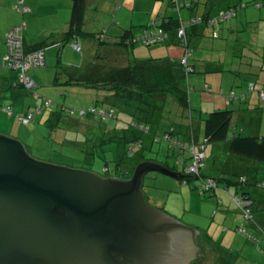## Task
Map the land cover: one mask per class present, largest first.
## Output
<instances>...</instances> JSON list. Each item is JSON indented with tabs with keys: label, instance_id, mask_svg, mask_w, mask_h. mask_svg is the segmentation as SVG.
<instances>
[{
	"label": "rangeland",
	"instance_id": "1",
	"mask_svg": "<svg viewBox=\"0 0 264 264\" xmlns=\"http://www.w3.org/2000/svg\"><path fill=\"white\" fill-rule=\"evenodd\" d=\"M207 1L208 12H210L212 16L219 12L221 6L226 8L230 6L228 4L233 1L242 2V4L247 5L245 9L239 10L238 12L241 13L239 18L247 17V20H244L245 27L239 29L237 35L241 36L238 39H241L239 43L242 46H248L247 49L250 48L252 50H254L256 46L260 51V53L258 52V61L260 62L259 71L262 73L264 71V55L261 46L264 45V43L256 44L254 35L264 34V28L257 27V25L263 22L258 20V13L255 10L258 6L264 5V0ZM258 1H261L262 4H257ZM237 6L239 5H236L234 8H237ZM262 11L264 14V7ZM20 15L22 16V14ZM92 16H95V14H92ZM135 17V22H139L138 20H140L143 15H136ZM261 18L264 20V15ZM234 19L235 18L226 25L233 24ZM256 20L257 22H255ZM93 21L95 25H106L104 28H107L111 26L114 19L113 16L108 15V13L99 12V14L93 18ZM219 41L218 39L213 40L208 37L204 39L203 43L200 42V45L191 43V50L194 52L193 57L197 59L202 58L203 61H208L211 64L217 65L219 63L220 54L218 51H212L210 47L213 44L217 45ZM235 44V42H232L231 45ZM137 45L143 44L137 43ZM5 51L6 53L8 52L7 46ZM232 52L233 50H230L228 53L232 54ZM221 54L225 55V52L222 51ZM0 58H2V56H0ZM221 59L224 60V58ZM227 60L234 65V63H239L238 60L241 62L244 59L238 51L235 59L228 58ZM244 63V67H246L247 61ZM226 64L221 63L218 65L225 68ZM198 74L203 76L202 72H198ZM193 76H195V74H193L192 77ZM248 77L243 78L247 81L249 79ZM253 81L261 82L262 84L264 78H259L258 81L253 79ZM191 85L193 86L194 84L192 83ZM196 91L197 92H193L191 96L192 113L189 112L190 114L187 115L193 117L194 126L197 129L199 126L202 128L200 136L201 142L203 143L205 141V137L203 136L204 121L208 117L210 111L203 113L201 111V106L208 105L210 106L209 108L212 107L216 109L215 111H226L231 109H227V106L224 107L223 105H219L217 101H210L206 98L205 92L201 91V89H197ZM19 92L20 95L13 99L12 92L8 91V95L6 96L7 100H5L6 104L9 102L12 104L15 102L17 104L18 102V104L21 103L19 108L26 109L30 107V111L34 113V121L30 122L28 125H23L19 119L20 112L17 111L18 109L14 111L13 116L5 112H0V134L20 141L28 154L37 161L73 169L85 168L101 177L114 176L112 172L117 168V161L125 157V141L133 137V130L129 127L131 122L130 117L123 115L121 117L110 118L103 122L96 119L95 114L91 112V108L95 105L94 93L84 92V90L80 88L74 90L67 89V91L62 92V95H60L55 88L47 85L43 93L41 88L38 89L37 94L40 96L39 98L35 95L33 96L32 91H28L24 88L19 89L18 94ZM196 94L197 97L194 96ZM199 96L204 97L206 104L199 101ZM226 96L227 93L225 94V99ZM47 100L50 101L48 106L45 105ZM152 100L153 98L146 99L147 102L154 103V108H157L155 110L158 111L156 114H159L160 117H154L153 123L149 124L148 127L151 134L157 132L158 130H154L157 128L163 130L169 129L170 127L168 128L166 122H173L172 117H161V112H159V110H162V104L159 101ZM226 101L227 104H229L227 99ZM62 106L69 108L68 112L71 110L74 114L76 113V116L49 117V114H47V109L49 107L50 109L48 111H54L58 110V108L61 109ZM167 106L170 109V107L174 105L168 104ZM3 108L7 107L3 106ZM40 110L41 112H39ZM42 111L45 112L46 115L42 114ZM256 119L257 118H255V120ZM74 120H79V123L73 122ZM185 121L190 123V117H186ZM199 121H201L202 125L198 124ZM250 121L251 120H248L246 123L241 121L238 124L239 133L241 129H244L246 130L244 133L245 136H253L247 133L250 129ZM259 123L260 122L256 121L254 124L255 126L253 125V128H257H254L255 131L258 130ZM244 124L247 125V129L244 127ZM187 125L188 124L184 123L183 129H186ZM232 125L233 127L236 125V115L233 117ZM104 127H116L118 130L112 131V133L110 132V135L109 131L102 130ZM262 127L263 129L261 131L258 133L256 132L257 136H264V121L262 122ZM114 134H117V136L115 137ZM110 136L114 138L111 139ZM86 140L90 142L85 143ZM92 143H94V145ZM144 143L145 146L140 150V155H136L134 159H138L140 156L142 158L144 157L143 159L146 161L148 159H155L163 165L167 163L169 166H176L177 171L173 172L183 174L185 165L177 164V158H173L175 153L168 149V144H165V142L154 143L151 147V140L148 136H144ZM208 145L213 147V152L211 158H209V160L205 159L203 162L201 174L218 181L219 189H217L216 192L223 194L226 202L231 206L232 213L227 214L228 217L231 216L229 220H222L220 218V213L216 217L219 209H221V203L219 200L217 201L215 194L211 196L212 192H207L205 195L201 193L200 188L196 187L203 186V181L201 179L192 178L190 182L182 184L180 180L174 177L151 172L145 176L143 181L142 191L144 196L147 198L151 208L162 211L171 217L183 220L189 227L208 228V232L211 228L209 234L212 237V247L206 244L203 245L202 238L196 239V244L200 248L201 244L204 249H201L198 253L202 254L199 256L200 258L192 259L189 264H223L226 260L231 261V259L236 257L239 258L238 264H264V256L261 257V254L258 255V252L250 247V243L255 246H260L262 238L264 237V234H258L254 224L263 218L261 226L264 227V188H255L257 183L264 184V162L231 153L226 141L210 142ZM227 155H233L234 157ZM127 162H129L128 159L126 160V163ZM147 162H151V160ZM240 163H242V165H240ZM189 164L190 162L187 163V165ZM124 166L126 165L124 164ZM124 166L123 168L125 169L126 167ZM240 167L242 170L239 169ZM105 169H109L111 175L105 174ZM184 175L187 176L185 171ZM241 177L245 178L248 183L238 188L236 184L239 183ZM227 181L231 182L229 190H225L228 183ZM236 190H238L239 194H236ZM244 191L251 194V199L254 202L253 212L248 216L240 210L238 204L234 201V197L243 195ZM213 203H215V207H212ZM236 210L238 211L237 213L234 212ZM238 213L240 215H238ZM238 229H245L258 240L254 241L248 236L239 233ZM224 235H226L227 238L224 244H222L221 238Z\"/></svg>",
	"mask_w": 264,
	"mask_h": 264
},
{
	"label": "crops",
	"instance_id": "2",
	"mask_svg": "<svg viewBox=\"0 0 264 264\" xmlns=\"http://www.w3.org/2000/svg\"><path fill=\"white\" fill-rule=\"evenodd\" d=\"M24 5L28 7L31 10L30 14H27L25 16H21L19 12L17 11V5L20 2V0H0V56H3L6 51V36L8 32L15 26L19 24H23V22L26 23V32H25V43L26 46L29 48L32 47H43V50L45 52V65L44 67L39 68H33L29 71L31 79L35 82L37 85V92L38 89H45L47 85H50L52 88H55L60 93V90L64 89V87L55 86V79L56 76L60 77V81L66 82L69 79V75H72L73 77H79L80 79L83 78V76H88L90 78H95L99 75H103L102 77H107L111 74V72L114 70V67H102L101 65H93L92 67H89L87 70H84V66L90 61L91 57L94 54V45L91 44L88 41H84L82 49L78 50L77 47H75L73 43V39H67L66 33L69 31L70 21L72 17V9H73V3L71 0H23ZM181 2H192V8L190 10L184 9L180 11V13L177 10H173L170 6L169 0H85V18H84V24H83V31L89 32V33H101L103 31L107 32L108 38L110 41H119L121 40L126 30L132 29L133 33L136 35H142L146 29L147 25L153 23L157 18L160 16H164L167 18H174L175 20H178L179 17H182V19L188 21L191 18H201L203 14L210 13L208 12V1L206 0H180ZM242 2L233 1L230 2V6L224 8V6H221V10H226L231 7H236V5H240ZM257 4H262L261 1H258ZM234 5V6H232ZM263 7L264 5L258 6L255 8V10L258 13V20L263 22L257 25L258 28H264V20L261 18L263 14ZM246 7L234 8L235 9V19L233 24L226 25L227 23H224L221 25L219 33L220 37L217 39L220 40L217 45H212L210 49L212 51H218L220 54L219 63H227L225 68H222L220 65L211 64L208 61H203V59H197L193 57L194 52L191 50V54L189 56V60L191 64L194 66L195 72L190 73L187 76V90L188 94L190 96L193 95L192 93H196L197 89H201V91L204 92L205 90V96L207 99L217 101L219 105H223L224 107H228L227 109H231L233 111L231 125H230V136H238V135H244L245 131L244 129L240 130L239 133V126L238 124L242 121L243 123L250 121V129L247 133H250L249 135L257 136L256 132L258 133L263 129L262 122L264 121V102L261 101L260 97H258V93L254 92L251 93L249 91V86L251 84L256 85V89L258 90H264V82L261 84V82H255L253 79H256L257 81L264 78V71L261 73L259 71V64L258 61V52L260 51L255 46L254 50L247 49L248 46H242L239 41H241L240 35H237V31L241 28H244V20H247L246 18H239L241 13H238L239 10H243ZM254 10V11H255ZM107 11V12H106ZM255 11V12H256ZM100 13H108V15H112L114 22L111 23V26L104 28L106 25H95L93 22V18L97 14ZM90 14V17H89ZM92 14H95V16H92ZM136 15H143V17L138 20L139 22H135V16ZM257 22V20L255 21ZM254 23V22H253ZM227 26V27H226ZM176 27V26H175ZM177 28V27H176ZM172 31L173 29H169ZM175 31H172L173 33L170 34L169 38L163 42V43H156L150 46H147L143 43V45H137L135 43L130 49H127L126 47L119 49V48H112L110 51L113 55H116L117 57L121 58H128V59H134L138 61H146L153 64H160L176 69H180L181 60L183 59L185 55V48L181 46L178 43V39L176 38ZM214 31H212L209 28L202 27V25L198 26L197 28H194L191 30V43H195L197 45H200V42L203 43L204 39L206 38H212L215 40L214 36H212ZM254 40L256 44L264 43V34L262 35H254ZM232 42H235V45H231ZM261 45V44H260ZM148 47V48H147ZM263 49V55H264V45L261 46ZM230 50H233L232 54H229ZM249 50V51H248ZM225 52V55L221 54V52ZM240 53L241 57L244 59L243 61H239V63L234 65L230 63L227 59H235L237 57V53ZM221 58H224L222 60ZM247 61V66L244 67V62ZM125 66L128 65V61H124L123 63ZM229 66V67H227ZM200 70V71H199ZM264 70V68H263ZM198 72H202L203 76L199 75ZM195 74V76L192 77V75ZM95 76V77H94ZM249 76V77H248ZM243 77H248L249 79L245 81ZM18 73L4 69L0 67V107H7L11 108L13 110V113L11 116L14 115V111H19L20 115H25L30 111V107L28 108H19V105L14 102L7 103L5 100H7L6 96L8 95V91L12 92V98L20 95V92L18 94L19 89L24 88L23 86H16V84L20 85L17 82ZM244 79V80H243ZM194 84L193 86L191 84ZM192 86V87H191ZM80 88L84 90V92H89L88 89L83 88L81 85H74L69 86L66 89H77ZM25 89V88H24ZM227 93L226 99L228 100L229 104H227V101L225 99V94ZM62 95V93H60ZM34 96V95H33ZM197 97V94L194 95ZM235 96V97H234ZM240 96H246V102L241 103L238 100V97ZM37 97L40 96L37 94ZM162 104V110H164V107L169 109L167 106L168 104H173V100H170L166 97H162V99H157ZM199 101H201L203 104H206L204 101V97L199 96ZM198 101V102H199ZM50 104V101H46V106ZM192 106V102H191ZM210 106H201V111L203 113H206L207 111H215L216 109H213ZM263 108V109H259ZM47 109V107H46ZM50 107L47 109V114H49V117H75L71 114L70 110L68 112L69 108H66L62 106V108H58V110L54 111H48ZM170 110H173V106L170 107ZM160 111V110H159ZM168 111V110H167ZM41 112V110L39 111ZM154 113V116L152 117V120L154 117H160L159 114ZM192 113V111H191ZM42 114H45V112L42 111ZM68 114V115H67ZM236 115V125L233 127V117ZM18 116V115H17ZM172 117V116H170ZM257 118L255 120V118ZM173 122H166L168 125V128H174L177 130V132H182L186 136L181 139L182 141H185L186 143H190L191 139H195L194 142L198 141L201 143V129L200 126L198 129L194 126V119L193 117H190V123H187L185 121L186 117H172ZM151 119V118H150ZM258 121L259 127L258 130L256 127L253 128V125L255 122ZM162 123V122H161ZM184 123L188 124L186 129H183ZM198 124H201V121L198 122ZM255 126V125H254ZM244 127L247 129V125L244 124ZM169 128V129H170ZM158 130L156 133L158 135L163 134L164 130L161 128H157ZM254 132V133H253ZM253 133V134H251ZM204 136V135H203ZM245 136V135H244ZM261 136V135H260ZM259 136V137H260ZM150 139V138H149ZM152 142V137L150 139ZM228 146L229 143L226 141ZM85 143H89L88 141ZM91 144V143H90ZM151 143V147H152ZM145 145V143H144ZM150 147V148H151ZM213 152V147L211 145L205 146L204 151V157L202 159V164L205 161V159L209 160L211 158ZM227 156H233V155H227ZM183 157V156H182ZM185 157H188L186 155ZM234 157V156H233ZM144 162V161H142ZM141 163V162H140ZM242 165V163H240ZM203 166V165H202ZM243 167V166H242ZM202 168V167H201ZM241 169V167L239 168ZM238 169V170H239ZM242 170V169H241ZM184 174V172H183ZM201 174V170H200ZM209 179H213L211 177L205 176ZM182 184L187 183L184 180H180ZM228 182V181H227ZM229 183V182H228ZM227 183V184H228ZM258 186H255L256 189H262L264 188V184L257 183ZM260 184V186H259ZM245 186V185H244ZM262 187V188H261ZM238 189V188H237ZM229 190V188H228ZM245 190V189H244ZM222 192V191H221ZM236 194L238 193V190H236ZM243 193L251 195L249 192L244 191ZM244 194V195H246ZM246 195V196H248ZM215 197L217 201L219 200L221 203V209H219L220 218L222 220H229L227 214L232 213L231 212V206L229 203L226 202L225 196L223 194H220L218 192L215 193ZM251 197V196H250ZM250 199V198H249ZM227 203V204H226ZM254 205V202L252 201L251 206ZM212 207H215V203L212 204ZM253 209V206H252ZM218 210V209H217ZM237 213L238 211H234ZM223 215V216H222ZM238 215H240L238 213ZM227 216V217H226ZM174 218V217H173ZM177 219V218H175ZM182 223L183 225L188 226L183 220L177 219ZM258 220L255 224V229L257 230L258 234H264V227L261 226V221ZM190 228L199 231V234H197L196 239L199 238L203 239V245L211 246L212 243V237L210 236L208 232V228H199L195 226H191ZM227 236L224 235L221 239V243L224 244V241L226 240ZM201 249L204 248L200 244ZM244 247V245H243ZM246 247V246H245ZM250 247L253 248L258 252V255L261 257L264 256V237L262 238L260 246L252 245L250 243ZM239 258H233L231 261L226 260L223 262V264H238ZM253 264V263H251Z\"/></svg>",
	"mask_w": 264,
	"mask_h": 264
},
{
	"label": "water",
	"instance_id": "3",
	"mask_svg": "<svg viewBox=\"0 0 264 264\" xmlns=\"http://www.w3.org/2000/svg\"><path fill=\"white\" fill-rule=\"evenodd\" d=\"M151 172L185 177L144 161L131 181L105 178L37 161L0 134V264H167L160 238L177 228L191 233L200 258L199 231L146 203Z\"/></svg>",
	"mask_w": 264,
	"mask_h": 264
},
{
	"label": "trees",
	"instance_id": "4",
	"mask_svg": "<svg viewBox=\"0 0 264 264\" xmlns=\"http://www.w3.org/2000/svg\"><path fill=\"white\" fill-rule=\"evenodd\" d=\"M71 1L73 3V9H72V17L70 21L69 31L66 33L67 39H73L74 45L79 46L80 50L83 47L82 42H84L85 40L93 44L95 47L94 54L91 57L90 61L84 66V70H87L89 67H92L93 65L96 64L101 65L102 67L115 66V68L114 71H112L111 74L107 77L105 76L102 77L103 75H99L97 77L94 76L95 78L83 76V78L80 79L79 77L77 78V77H73L72 75H69L70 80L63 82L60 81V77L56 76L55 86L64 87V89L60 90V93L67 91L66 89L67 87L74 85H81L83 86V88L88 89L89 92L91 93L93 92L95 95V105L91 108V112L95 114L96 119L101 120L102 122L109 120L110 118L121 117L123 115H127L128 117L131 118L129 127L131 128V130H133V137L125 141V145H126L125 154H124L125 157L117 161V166H116L117 168L114 172H112V175H114V177L130 178L135 170V167L140 162L146 161L145 159H143L144 157L142 158L141 156L138 159H134L136 155H140V150H142L145 146L144 136H148L150 139L153 136L152 137L153 142L151 141V143L153 144L161 143V142H165V144H168L167 146L168 149L174 151L175 153L173 158L174 159L177 158L178 161L177 164L179 165L184 164L185 170L192 164L193 156L190 150L186 149L184 146L191 147L194 145L196 151H200V147L202 145L207 147L208 143L210 142L228 141L229 151L231 153L248 159L264 162V136H260V137L244 136V135H238L232 137L230 136V125L233 115L232 110H226V111L218 110L209 113L208 117L204 121L205 141L203 143L202 142L199 143L198 141L194 142L195 139H191L190 143L188 142L186 143L185 141H182L181 139H183L186 135L182 132H177V130H175L174 128L165 129L164 133L160 135H158L156 132H153L151 134L148 126L150 123H153L152 117L154 116V113L158 111L155 110L157 108H154L153 102L146 101L147 98H153L152 101H157V98H162V97H166L170 100L171 99L174 100L175 107L173 106V110L164 107L163 111H159L161 112L160 113L161 117H170V116L180 117V118L191 117V115H187L190 114L192 111L190 96L187 90L188 88L187 74L189 73L186 72L185 67L182 64H180L181 67L180 69H176L160 64H153L146 61H138L134 59L130 60L128 58L123 59L121 57H117L116 55H113L110 51L112 48L116 47L122 49L126 47L127 49H130L135 43H140V41H138L137 39L139 35L133 33L132 29H128L126 30L125 35L121 40L110 41L106 31H103L101 33L84 32L83 24H84L85 11H86L85 0H71ZM169 1L171 5L170 7L173 10H177L179 13L184 9L190 10L193 7L192 2H185V3H189V6L180 8L178 10L176 7L175 0H169ZM242 7L243 8L247 7V5L240 4L239 6H237V8L239 9H241ZM227 10H234L235 13V9L233 7V8H228L226 10H221L214 16H212L210 13L203 14L201 17L203 19V22L187 30L188 48L191 49V36H192V34L190 33L191 30L197 28L200 25H202V27H206L214 31L212 36L217 34L218 37H220L219 30L221 25L230 22L235 17V14L229 21L223 23H217L215 26H209L208 21L209 19H213L217 17L219 13ZM17 11L20 14H22V16L31 13V10L27 13H21L18 10V8ZM158 20H159V24L157 23ZM190 20H192V18ZM183 21L186 20L182 19V17H179L178 20H175L174 18H167L164 16L163 17L160 16L155 21H153V23L147 25L146 29L150 30L151 28H154V23H157L156 26L159 25L158 28L168 32L169 36L170 34L173 33L172 31L176 29L175 35L176 38L178 39V43L185 48V46L181 44L176 34L178 28L180 27ZM23 24H25V29L23 31V41H24L25 51L34 52L38 50H43V47L29 48L26 46L25 32L27 26L25 22ZM20 25L22 24H19L15 27H18ZM169 29H173V30L170 31ZM6 42H7V36H6ZM5 55L6 53L4 54V56ZM4 56H2V58ZM124 61H128L127 66L123 64ZM189 65L193 70L192 73H194L195 69L194 66L191 64L190 60H189ZM17 82L20 85L16 84V86H22L19 78H17ZM35 91H32V93L33 95L37 96V88ZM249 91L251 93L257 92L259 95L258 97H260L261 101L264 102V99L261 96V93H264V90H258L256 89V85L251 84L249 86ZM238 100L241 103H245L247 99L246 96H240L238 97ZM259 109H263V108H259ZM70 112L73 116H76V113L74 114V112H72L71 110ZM73 122L79 123V120H74ZM102 130L103 131L107 130L109 131V133L110 132L112 133V131H116L118 130V128L104 127ZM154 130L156 131V129ZM114 136L116 137L117 134H114ZM179 136L180 138L181 137L182 138L180 139ZM110 138L113 139L114 137L110 136ZM87 141L88 140H86V142ZM174 142L182 144L183 147L179 146L178 144H174ZM92 144L94 145V143ZM186 155H188V157H185ZM127 159L129 160V162L126 163ZM150 160L151 162H157L155 159H148L147 161ZM189 162L190 164L187 165V163ZM124 164L126 166H124ZM164 165L173 171H177L176 166H169L167 163ZM123 166L126 168L124 169ZM80 169L84 170L85 168H80ZM85 170L89 171L87 169ZM105 174L111 175L110 170L105 169ZM192 178L201 179L202 181L205 179H209L202 174H200V176L198 177L187 175L184 177V181L188 183ZM242 178L243 177H241L239 183L236 184L238 188L245 185V183H248L245 178H244L245 182H242L241 181ZM215 182L217 184V189H219L218 181ZM229 185H231V182L227 184L225 190H228ZM256 186H258V184H256ZM196 187L201 188L202 186H196ZM216 190L212 192L211 196H214ZM203 194L205 195L206 193ZM244 194L246 193H243V196L248 195V194L246 195ZM248 197L251 199L249 195ZM252 206L250 207L251 213L253 212ZM251 239L254 241L256 240V238L252 235H251Z\"/></svg>",
	"mask_w": 264,
	"mask_h": 264
},
{
	"label": "built area",
	"instance_id": "5",
	"mask_svg": "<svg viewBox=\"0 0 264 264\" xmlns=\"http://www.w3.org/2000/svg\"><path fill=\"white\" fill-rule=\"evenodd\" d=\"M176 7L179 10L183 7H188L189 3L180 2L179 0H175ZM18 10L21 13L29 12V8L24 5V1L20 0L18 5ZM234 10H227L221 12L217 15V17L213 19H209L208 23L209 26H215L217 23H223L229 21L234 16ZM203 22L202 18H195L188 21H183L180 27L177 30V37L179 38L181 44H183L186 48L185 55L181 60V64L185 67L187 73H192L193 70L189 65V56L191 54L190 49L188 48V35L187 30L195 25H198ZM159 24V20L157 21ZM157 23H154V28L145 31L142 35L137 37L138 41L145 45H153L156 43H163L167 40L169 34L163 29L158 28ZM25 29V24H22L18 27L13 28L7 34V48L8 52L6 55L0 59V66L4 68L11 69L13 71L18 72V78L20 80L21 85L28 91H35L37 85L29 76V71L33 68L44 67L45 65V52L44 50H38L34 52H26L24 41H23V31ZM215 38L218 37L217 34L214 35ZM80 49L79 46H75ZM187 74V75H189ZM262 98L264 99V93H261ZM0 112H5L11 115L13 110L10 108H3L0 107ZM20 121L23 125H28L30 122L34 121V113L30 112L25 115L20 116ZM174 144H178L179 146L183 147L182 144L174 142ZM186 149H189L193 156L192 164L185 170V174L189 176L198 177L200 176V170L202 167V159L204 157L205 146L200 147V151H196L195 146H184ZM198 148V147H196ZM242 182H245V179L242 178ZM217 189V184L212 179H205L203 180V186L200 188L201 193L213 192ZM234 201L238 204L240 210L248 216L251 214V204L252 201L249 199L248 196H236L234 197ZM241 234H244L251 238V235L245 229H239Z\"/></svg>",
	"mask_w": 264,
	"mask_h": 264
},
{
	"label": "flooded vegetation",
	"instance_id": "6",
	"mask_svg": "<svg viewBox=\"0 0 264 264\" xmlns=\"http://www.w3.org/2000/svg\"><path fill=\"white\" fill-rule=\"evenodd\" d=\"M111 177L114 178V176H109L105 178H111ZM115 178L123 181H131L133 178V174L130 178H124V177L123 178L115 177ZM141 192H143L142 188H141ZM144 198L148 206H150L147 198L145 196ZM160 221L165 222L166 220L161 218ZM167 232L168 233L163 235L162 238L159 237L160 240L162 241V247L164 244L166 246V256L164 258L165 262H167V264H189L191 259L196 255L195 244L192 243L191 233L185 232L184 230L182 229L180 230L178 228L173 229L170 232L169 231Z\"/></svg>",
	"mask_w": 264,
	"mask_h": 264
}]
</instances>
